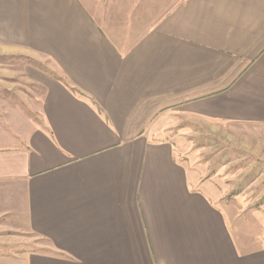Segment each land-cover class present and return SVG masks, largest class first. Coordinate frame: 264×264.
I'll list each match as a JSON object with an SVG mask.
<instances>
[{
    "label": "crops",
    "instance_id": "obj_1",
    "mask_svg": "<svg viewBox=\"0 0 264 264\" xmlns=\"http://www.w3.org/2000/svg\"><path fill=\"white\" fill-rule=\"evenodd\" d=\"M237 123L264 0H0V264H264L184 137Z\"/></svg>",
    "mask_w": 264,
    "mask_h": 264
},
{
    "label": "rangeland",
    "instance_id": "obj_2",
    "mask_svg": "<svg viewBox=\"0 0 264 264\" xmlns=\"http://www.w3.org/2000/svg\"><path fill=\"white\" fill-rule=\"evenodd\" d=\"M214 126L212 132L205 124L192 125L185 140L206 179L215 180L219 200L232 207L245 248L264 250V226H258L264 221V132L238 123Z\"/></svg>",
    "mask_w": 264,
    "mask_h": 264
}]
</instances>
